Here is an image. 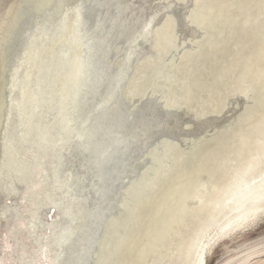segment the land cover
<instances>
[{
	"label": "rangeland",
	"instance_id": "obj_1",
	"mask_svg": "<svg viewBox=\"0 0 264 264\" xmlns=\"http://www.w3.org/2000/svg\"><path fill=\"white\" fill-rule=\"evenodd\" d=\"M212 1L215 3L212 7L214 11L222 12V9L226 8V1L224 3L222 0ZM95 2L98 0H0V150L6 142H2V139L9 141L12 139L13 144L4 150V155H2L5 157L6 152L12 155L9 163L6 162L7 166L5 165L7 168L11 166L12 168L8 169L12 170L9 172L8 169H5V173H10L11 185L15 188V196L12 197V200L5 201L2 196L0 202L3 206H7L11 204V201L15 202L17 197L22 198L21 186L32 184L30 175H33L36 165L44 168V174L38 183L39 194L35 192V194L32 193L34 196L30 195L33 206L41 205V210L36 217L38 219L30 218L31 225L29 224V230L34 239L38 240L45 233L44 210H47L52 203H57L54 213L57 211L58 213L70 212L69 201L77 191V184L73 182V176L80 170H77L78 168L75 166L72 170L65 169V165L70 163L67 157L73 153V149L68 144H59L55 141L60 137L70 140L78 135L86 137L96 135V130L90 124L95 116L94 108L83 111L81 103L74 101L72 97L73 88L78 84L77 75L86 66L85 51L80 47L81 35L84 32H90L93 28L91 26L101 21V18L96 19L91 13L89 14L90 21L79 24L78 14L87 10ZM45 11L48 12L45 13ZM47 13H50V16ZM110 15L111 13L107 16L111 17ZM56 25L57 27H55ZM192 28L189 31L191 37L188 39L190 45L198 55L202 54L212 62V51L220 50L224 32L220 31L215 41L206 45L199 38L203 30L197 24ZM168 30L164 35L170 32ZM158 37L159 35L157 36L155 33L154 41H157ZM161 45L155 47L156 52L160 50ZM148 50L151 49L148 48ZM155 51L154 53H156ZM112 53L115 61L109 59L107 63L113 66L116 74L120 71L123 73L122 76L120 75V78H123L122 90L128 78H126L125 70L122 71V62L120 63L118 58H122L125 51L122 50V45L117 44L112 47ZM181 59L184 61L185 57ZM114 63L116 64L114 65ZM182 67L183 65L178 68V71ZM207 67L199 69L194 78L193 83L199 85V90L190 89L186 95L182 96L185 105L190 111L197 112L195 121L199 122L204 121L203 115L221 117L227 109H231L235 114L229 119L231 128L235 127V123L239 124L238 122L241 121V132L239 131L236 137L230 141L227 147L229 155L224 166H218L211 179L208 176L203 177L204 182L206 179L209 182L212 180L211 184L205 186L206 194L203 200L206 202L201 201L202 203H200V201L194 200L191 204H187L186 209L188 214L191 212L189 214L191 216L186 214L185 207L181 204L170 210L165 219L166 224L180 211L182 213L173 219V224H176V219L180 216L183 217H180L181 223L180 219H177L178 229L174 228L175 231L172 234H162L160 226L165 223L159 222V232L155 234L156 237L150 236L144 240L145 242L142 241L144 245L139 246L140 251L136 259L129 264H198L199 251L204 248L203 245L207 246V244L210 246L205 254V264H237L245 258H248L247 264H264V248L256 246L264 239V214L242 218L253 208H264V183L252 189L253 191L244 188L251 182L254 183L260 179L259 176L264 172V81H259V77L255 78V75H251V86L243 89L245 86L241 88V86L229 83L228 80L234 82V78L229 77L227 81L221 82L220 89L227 90V93L221 94L218 87H215L210 78H207L205 72ZM232 69L234 72L238 71L237 66ZM224 75L225 73L222 74L223 77ZM153 84L152 81L147 90H151ZM226 84H228L227 88ZM140 90L141 85H136L134 91L139 93ZM255 94L259 96V99L255 98ZM121 95L123 94L121 93ZM127 101L130 109L134 110L130 99ZM227 118L228 116H225L220 119L224 121ZM174 125L175 122L169 120L166 127L171 130V134L159 135L150 141L139 154L134 155L135 150L131 149V159L126 165L121 179L120 193H124V188L129 187L136 179L143 177L148 180L153 179L154 173L149 170V167L159 165L154 161L152 155L154 151L163 152L162 140L172 139L180 143V148L183 149L191 143V137L174 136L185 130L182 126L173 129ZM218 126H210L209 129L204 130V133L210 134ZM3 129L6 131L2 132ZM29 136L30 138H28ZM48 150L56 156L57 163L49 162L43 154ZM152 150H154L153 153H151ZM40 152L41 155H37ZM172 153L173 149H170L166 154L169 164L176 157ZM24 171L25 173H23ZM63 185L66 186V192L59 194L58 190ZM237 189L241 191L237 192ZM228 203H232L231 205L236 208L226 209L225 206ZM238 203L240 204L237 205ZM103 209L105 211L106 207ZM239 210L240 212H238ZM185 216L188 217L184 218ZM232 221L238 224H234L235 227L231 229H225ZM57 229L56 235L52 237L54 240L57 235L59 237L61 234L59 228ZM174 229L172 228V230ZM102 252L98 246L94 251L97 257ZM129 259L131 260L132 257Z\"/></svg>",
	"mask_w": 264,
	"mask_h": 264
},
{
	"label": "bare ground",
	"instance_id": "obj_2",
	"mask_svg": "<svg viewBox=\"0 0 264 264\" xmlns=\"http://www.w3.org/2000/svg\"><path fill=\"white\" fill-rule=\"evenodd\" d=\"M109 1L111 0H99L93 6L100 10ZM150 1L153 2L152 6H150ZM150 1H125L121 13L114 15L112 13L111 17L107 19L108 25L104 26L105 28L97 27L93 30L86 38L82 39L80 47L94 33L99 32L102 34V42L113 39L117 34L120 35V39L126 48L124 55L122 58H118V61L122 62L121 69L123 72L125 70L126 78H128L124 89L121 90L123 97L127 100L130 99L135 109L145 101L158 105V107L169 113V120L175 122L173 129L181 126L185 129L183 133L186 134L181 135V137H191V143L187 144L183 149L180 148V143L172 139L162 140L163 152L158 153L154 150L151 152L153 153L154 151L153 159L159 164L158 166L149 167V170L154 173L153 179L148 180L146 177L136 179L129 187L124 188V193H119V195L113 190L105 191L103 205L106 206L113 200L116 211L109 214L105 213L100 227L95 224L94 218H92L91 210H98V205L94 204L93 201H83L77 193H74L69 201L70 212L66 211L63 213H58V211L54 213L58 204L52 203L43 213L45 233H43L40 240L34 239L32 232L29 230V224L31 225L30 218L38 217L37 213L41 210V205H34L35 207L32 205V197H30L32 193H38L37 190L40 189L38 183L44 174V168L36 165L33 175H30V183L32 184L30 186H21L23 190H21L22 198L17 197L15 202L12 203L11 201V204L7 206H3L0 202V264H129L136 259L140 251L139 246L144 245L142 244L145 242L144 240H147L150 236L156 237L155 234L159 232L158 223H165L166 216L170 210L181 204L185 207L186 214L189 215L191 212L188 214L187 204H191L194 200L196 202L198 200L200 203L206 202L203 200L206 194L205 186L207 187L211 184L212 180L209 182L206 179L204 182L203 177L208 176L211 179L216 168L224 166V162L227 161V156L229 155L227 147L239 131L241 132L242 122H238L239 124L235 123V127L231 128L232 125H230L229 119L235 114L231 109H227L221 117L228 116V118L222 121V124H219L214 132L206 135L204 133L205 129L201 128L203 130L199 131L200 127L198 124L204 123L207 119L213 121L212 119H220L221 117L203 115L204 121L196 122L197 112L194 113L188 109L182 96L186 95L190 89L199 90V85H195L193 81L199 69L207 66L205 71L207 78H210L215 87H218L221 94L227 93L225 88L220 89L221 82L227 81L229 77L234 78V82L228 80L229 83L231 82L234 86H241V88L245 86L243 89L249 88L253 75H255V78L259 77V81H264V0H222L223 3L226 1V8L222 9V12L212 9L213 4H215L212 0ZM160 3L165 4V9H161L163 6H159L161 5ZM136 8H139V12L134 15L133 10ZM91 12V10H88L85 13L91 14ZM193 24H197L203 30L198 36L206 45L212 44L220 31L224 32L220 42V50L212 51V62L202 54L198 55L188 41L189 37H191L189 31L194 26ZM168 28L170 32L164 35ZM155 33H157V36L159 35L156 39L157 41H154ZM64 35L66 34L64 33ZM159 44H162L161 48L156 52L155 47L159 46ZM144 47L151 50L147 51ZM21 53L23 52L21 51ZM113 53L115 52L113 51ZM182 57H185L184 61H181ZM113 60L115 61V59ZM181 65L183 67L178 71ZM235 65L238 67V71L234 72L232 68L236 67ZM208 72L210 73L208 74ZM223 73H225L224 77L222 76ZM120 75H123L121 71L115 74L116 81H120ZM152 81L154 83L152 89L147 90ZM136 85H141L139 93L134 91ZM225 86L227 88L228 84ZM255 98L259 99V96L255 94ZM136 104L138 105L136 106ZM130 110L132 111L133 109L131 108ZM3 128L6 129L5 127ZM4 129L2 132L6 131ZM131 135L132 133H129L127 136ZM132 136L131 138H133ZM34 140L37 141V139ZM3 141L6 142L2 150H0V197L3 196L6 201L12 200V197L15 196V188L11 185L10 180L12 178L10 173H5V169L12 168L11 166L5 167V165L7 166L6 162L10 161L12 155L9 152L5 153V157L3 155L4 150L10 144L12 145L13 142L12 139L10 141L2 139ZM43 148L45 149V147ZM170 149H173L172 154H175L176 157L169 164L167 163L166 154ZM43 154H45L49 162L57 163L56 156L49 150ZM37 155H41V152ZM38 159L40 161V158ZM10 170L12 169H8L9 172ZM104 175L105 173H101L97 176L103 178ZM259 177L260 179L256 182H251L249 186L244 187L246 186L244 185L242 187L247 188L248 191L257 188L264 183V172ZM65 188L66 186L64 185L60 186L59 194H64L66 192ZM237 190L239 192L242 189ZM258 195L260 196L261 194ZM239 197L241 198V196ZM231 204L228 203L223 206L231 210L235 207ZM257 209L258 207L253 208L245 213L242 218L245 219L246 216L260 213L264 214V208ZM50 213L52 215H49ZM180 217L177 219H180ZM187 217L185 216L184 218ZM174 218L172 217L169 222L167 221V224L160 226L162 234H172L175 231L174 228L178 229V220L176 219L177 225L173 224ZM234 224L238 223L232 221L225 229L235 227ZM57 228H59V233H61L59 237L57 235L54 240L51 235L47 236V230L52 233L57 231ZM93 243L94 249L92 253H89ZM33 245L37 247L34 248ZM97 246L103 251L99 257L94 253ZM203 246L204 248L199 251L198 264H205V254L210 244ZM256 246L264 248V239L257 243ZM195 253H197L196 250ZM130 257H132L131 260L129 259ZM87 260L89 261L87 262ZM247 263L248 258H245L237 264Z\"/></svg>",
	"mask_w": 264,
	"mask_h": 264
},
{
	"label": "water",
	"instance_id": "obj_3",
	"mask_svg": "<svg viewBox=\"0 0 264 264\" xmlns=\"http://www.w3.org/2000/svg\"><path fill=\"white\" fill-rule=\"evenodd\" d=\"M125 1L128 0H111L108 4L103 5L100 10H97L93 4L87 10L79 13V24L90 21V13L87 15L85 13L88 10L92 11L91 13L96 19L101 18L100 23L91 26L93 28L90 32H84L81 35L80 43L97 27L102 29L108 25L107 15L109 13H113L112 15L120 14ZM149 3L150 6L153 5L152 1ZM160 4L159 6H163L161 9H165V4ZM133 11L134 15L138 14L139 8ZM101 36L102 34L99 32L94 33L90 39L87 38L82 43L81 47L85 51L86 66L78 73V84L72 91L74 101L81 103V110L88 111L94 108L95 116L90 124L96 130V135H93V137L78 135L70 140L60 137L55 141V143H65L72 147L73 153L67 157L70 163L65 165V169L72 170L75 166L78 168L77 170H80L77 172L78 174L75 173L73 176V182L77 184L76 193L83 201H93L94 204L98 205V210L92 209L91 213L95 224L99 227L102 225L105 213L109 214L116 211L113 200L108 205H103L104 194L107 190H113L119 195L124 169L131 159V149L133 148L135 150L134 155H137L150 141H153L159 135L171 134V130L166 127L169 113L158 107V105L145 101L138 105L137 109L130 110L127 99L121 95L123 78L116 81L115 69L107 63L109 59L111 61L114 59L111 46L122 43V50L124 51L126 46L118 34L106 42L101 41ZM142 113L143 115H140ZM184 116L187 117L185 114ZM212 120L207 119L204 123H199V131L210 126H217L222 121L219 118ZM209 124L210 126H208ZM129 133H132L133 138L127 136ZM183 134L186 133L181 131L174 136ZM101 173H105L103 178L97 176ZM104 207H106L105 211H103ZM46 233L48 236L53 237L57 231L51 233L47 230ZM33 246L34 248L37 247L36 245ZM93 249L94 243L89 253H92Z\"/></svg>",
	"mask_w": 264,
	"mask_h": 264
}]
</instances>
